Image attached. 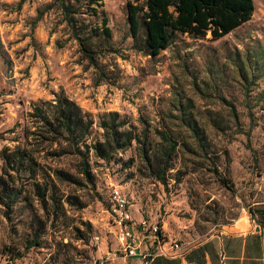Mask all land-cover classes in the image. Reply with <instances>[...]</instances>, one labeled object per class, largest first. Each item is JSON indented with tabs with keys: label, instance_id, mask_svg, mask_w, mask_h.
Segmentation results:
<instances>
[{
	"label": "rangeland",
	"instance_id": "1",
	"mask_svg": "<svg viewBox=\"0 0 264 264\" xmlns=\"http://www.w3.org/2000/svg\"><path fill=\"white\" fill-rule=\"evenodd\" d=\"M0 0V149L24 142L27 113L38 99L63 92L94 120L87 143L102 140L99 115L126 116L149 152L162 144L159 131L179 141L172 167L159 180L136 141L106 162L89 153L92 179L79 172L80 158L61 147L39 145L46 204L23 175L22 194L6 216L0 204V261L14 264H109L122 260L109 215L110 185L123 189L134 221L164 225L169 237L192 239L264 212V0H254L252 17L219 39L178 34L157 56L132 48L127 18L130 0H103L112 37L100 60L111 80L93 85L95 69L69 37L50 0ZM139 2L142 0H138ZM42 16L35 21L37 14ZM225 97L235 105L238 130ZM205 127L212 153L195 142L179 119L182 105ZM225 125L214 129L213 120ZM13 128V132H7ZM187 145V146H185ZM36 147V146H35ZM233 183L224 186L209 163ZM2 162L0 160V170ZM61 168L77 180H58ZM252 216V215H251ZM36 241L26 248L28 241ZM19 254V255H17ZM107 257V258H106Z\"/></svg>",
	"mask_w": 264,
	"mask_h": 264
},
{
	"label": "trees",
	"instance_id": "2",
	"mask_svg": "<svg viewBox=\"0 0 264 264\" xmlns=\"http://www.w3.org/2000/svg\"><path fill=\"white\" fill-rule=\"evenodd\" d=\"M46 7L58 11L69 37L76 40L82 57L95 69L97 77L93 85L109 82L112 70L100 60L101 55L108 50L104 42L112 37L103 0H50ZM126 9L132 48L143 55L155 57L180 33L191 37H205L209 33L211 39L225 36L251 19L254 0H130ZM41 16L42 11L34 20H39ZM220 101L227 107L238 130L242 131L233 102L225 97H220ZM27 117L30 126L24 131V142L14 139L13 145H5L0 149V204L5 208L6 216L12 212L22 194V189L16 183L21 175L31 183L40 202L46 204L44 166L36 155L43 150L38 149L39 145L47 147L58 144L62 148L59 154L70 152L78 155L79 172L87 181L92 179L90 152L108 162L115 154L131 147L133 141H136L148 168L159 180H164L165 172L172 167L179 146V141L170 132L161 130L159 135L163 143L153 153L149 152L145 137L141 139L126 116L115 110L99 115L102 140L87 143L86 136L94 123L93 117L63 90L55 92L52 99H38L32 103ZM179 119L195 142L190 150H196L205 157L212 153L205 127L197 123L187 104L181 106ZM210 125L216 130L225 129V125L215 119ZM13 131V128L7 130ZM209 165L217 179L232 189L233 183L217 169L215 162ZM51 172L58 180H77L73 174L61 168H54ZM249 211L252 217L264 225V212L261 217H256L253 211ZM35 242L28 241L26 248Z\"/></svg>",
	"mask_w": 264,
	"mask_h": 264
},
{
	"label": "crops",
	"instance_id": "3",
	"mask_svg": "<svg viewBox=\"0 0 264 264\" xmlns=\"http://www.w3.org/2000/svg\"><path fill=\"white\" fill-rule=\"evenodd\" d=\"M181 241L185 243L184 252L151 254L148 264H264L263 225L250 214L196 239L184 233ZM137 262V257H122L109 264Z\"/></svg>",
	"mask_w": 264,
	"mask_h": 264
},
{
	"label": "built area",
	"instance_id": "4",
	"mask_svg": "<svg viewBox=\"0 0 264 264\" xmlns=\"http://www.w3.org/2000/svg\"><path fill=\"white\" fill-rule=\"evenodd\" d=\"M128 202L123 189L111 184L109 215L118 238V249L123 257H137L138 262L135 264H148L151 254L170 256L184 252L185 243L167 236L162 225L146 220L134 221L129 213ZM0 264L14 263L12 260H3Z\"/></svg>",
	"mask_w": 264,
	"mask_h": 264
},
{
	"label": "water",
	"instance_id": "5",
	"mask_svg": "<svg viewBox=\"0 0 264 264\" xmlns=\"http://www.w3.org/2000/svg\"><path fill=\"white\" fill-rule=\"evenodd\" d=\"M263 229H264V225H263Z\"/></svg>",
	"mask_w": 264,
	"mask_h": 264
}]
</instances>
